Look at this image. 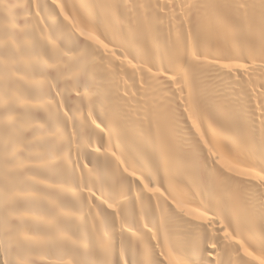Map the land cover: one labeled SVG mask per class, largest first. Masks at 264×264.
<instances>
[{
  "label": "bare ground",
  "instance_id": "1",
  "mask_svg": "<svg viewBox=\"0 0 264 264\" xmlns=\"http://www.w3.org/2000/svg\"><path fill=\"white\" fill-rule=\"evenodd\" d=\"M264 0H0V264H262Z\"/></svg>",
  "mask_w": 264,
  "mask_h": 264
},
{
  "label": "snow or ice",
  "instance_id": "2",
  "mask_svg": "<svg viewBox=\"0 0 264 264\" xmlns=\"http://www.w3.org/2000/svg\"><path fill=\"white\" fill-rule=\"evenodd\" d=\"M262 264H264V262H262Z\"/></svg>",
  "mask_w": 264,
  "mask_h": 264
}]
</instances>
